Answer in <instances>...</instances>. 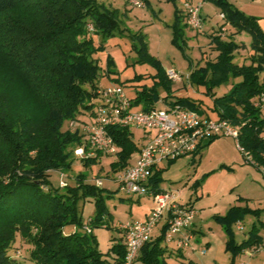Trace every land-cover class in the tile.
Returning <instances> with one entry per match:
<instances>
[{"label": "trees", "instance_id": "obj_1", "mask_svg": "<svg viewBox=\"0 0 264 264\" xmlns=\"http://www.w3.org/2000/svg\"><path fill=\"white\" fill-rule=\"evenodd\" d=\"M205 1L218 6L225 22L236 32L249 34V63L235 62L234 52L239 46L231 37L225 41L219 34L212 35L210 48L216 53L215 58L204 65L198 64L187 79L191 85L205 87L213 99L216 120L239 126V146L248 152L249 161L264 166V110L256 106L258 97L264 93V32L255 18L244 15L226 0ZM147 3L144 0V4ZM175 20L172 29L177 43L182 36L179 24L184 22V26H188L183 11L176 12ZM117 28L116 11L98 5L95 0H0V56L30 88L41 109L36 115L21 112L12 116L8 95L0 89V264H18L7 255L16 234L33 246L29 253L30 264H125L122 224L117 244L103 254L96 246L91 229L82 225L77 212L79 200H93L98 212L88 224L93 228L105 226L101 218L103 201L114 192L97 187L95 180L88 182L84 174L76 176L72 186L65 183L64 187L54 188L49 180L52 172L71 169L72 163H67L68 145H84L83 135L78 130H62L64 122L75 123L82 116L93 119L96 109L102 105L101 90L112 85L126 87L131 83V87L140 88V91L128 99L131 107L143 102L141 111L156 109L155 104L160 100L158 87L170 92L172 81L148 54L143 42L137 49L138 62L153 65L154 74L137 76L129 83L121 82L112 76L115 72L110 61L105 73H100L101 67L94 55L103 49V44L96 45L93 36H108ZM104 76L111 82L108 86L99 85L100 77ZM148 78L152 80L150 86L140 84ZM230 79L236 82L231 84L229 91L214 97L213 89L228 84ZM162 102L167 107L180 106L211 119L198 101L168 94ZM106 129L117 149L114 154L117 159L111 169L118 174L132 164V156L139 152L143 142L138 146L127 127L116 125ZM216 139L204 143L195 154H201ZM71 153L74 156L73 151ZM94 153L93 157L79 158L83 166L90 167L101 156H107L97 150ZM191 160L193 162L194 157ZM163 171V167L158 169L150 179L149 192L153 195L166 192L160 187ZM117 191L120 192L118 187ZM185 205L192 208L189 203ZM245 213V210L231 208L224 217L216 219L227 233L226 248L231 252L229 264H233L235 257L244 250L258 251L264 241L254 224L246 239L241 242L234 239L230 226L240 223ZM70 225L83 227L84 233L64 234V228ZM167 228L168 216L164 217L159 235L151 236L143 244L135 260L164 264L167 248L161 243ZM238 229L241 230V226ZM188 236L191 237V233ZM177 253L180 255L178 248ZM185 264L195 263L188 260Z\"/></svg>", "mask_w": 264, "mask_h": 264}, {"label": "rangeland", "instance_id": "obj_2", "mask_svg": "<svg viewBox=\"0 0 264 264\" xmlns=\"http://www.w3.org/2000/svg\"><path fill=\"white\" fill-rule=\"evenodd\" d=\"M95 1L100 6L115 10L118 24L117 30L108 36H93L96 45L103 44V49L94 55L101 67L100 73H105L110 61V67L115 72L112 76L117 77L121 82L129 83L137 76L154 74L156 69L153 65L138 62L137 49L143 42L148 54L165 72L173 70L181 78V81L171 84L169 93L162 87H158L160 100L155 104L156 109L167 108L162 99L171 94L200 102L210 114L211 119H217V115L212 111V97L206 93L205 87L189 84L187 76L198 64L204 65L206 61L215 58L216 53L210 48L212 35L219 34L225 41L231 37L239 46L234 52L235 62L249 63L251 37L248 33L236 32L224 19H221V9L210 1L147 0L148 3L145 5L142 0L143 7L132 6L128 0ZM226 1L244 15L255 18L264 32V0ZM186 3L201 7L200 16L203 19L201 29L191 30L184 26V22H181L179 27L182 29V36L176 43L172 29L176 21L175 15L176 12L179 14L181 11L184 12ZM260 76L263 81V75ZM234 82L236 81L230 79L228 84L215 87L212 91L215 94L214 97L227 93ZM110 83L106 76L99 79L101 86H108ZM144 83L150 86L152 80L144 79L140 84ZM0 89L8 95L9 111L12 116L21 112L36 115L41 111L30 88L22 82L1 56ZM123 90L128 98H133L140 88L131 87L129 83L123 87ZM95 102L99 103V100L96 99ZM143 105L142 102L140 105L131 107L130 111L138 112ZM91 122L90 117L82 116L75 124L70 121L64 122L62 130L81 132L84 128L81 123L89 125ZM233 126L239 129V126ZM130 132L135 143L138 146L141 145L143 133L136 128H131ZM75 148V144H70L66 149L67 163H72L71 169L68 172L54 171L49 180L54 188L61 187V183L72 186L75 177L84 174L88 182L100 179L102 188L114 192L112 197L105 198L103 201L104 211L101 218L105 226L102 227L93 228L88 224L89 219L98 212V207L93 200H79L77 203V212L82 225L91 229L98 250L106 254L121 237L120 224L144 220L153 208V202L148 197L127 196L117 191V185L113 181L117 174L111 169V164L117 159L116 155L101 156L96 164L85 167L81 159L72 155L71 152ZM192 157H194L193 162ZM249 158L248 152L240 146L238 148L233 139L220 137L204 148L201 154L183 156L162 164L164 171L160 187L168 192H177L178 202L192 205L194 212L192 225L195 230L191 234L188 246L180 249V255L177 253L176 242L164 240L161 243L167 248L164 264H185L188 260L195 264H229L231 252L226 248L227 233L224 226L216 219L224 217L231 208L246 211L239 225L232 223L230 226L237 242L246 239L253 224L257 227L261 239L264 240V166H258L255 162L249 161ZM120 198L125 200L120 201ZM137 199L138 202H136ZM163 224L164 219L152 232V237L159 235V229ZM238 226H241V230ZM63 232L64 234L74 232L83 234L84 230L83 227L70 225L66 226ZM32 249L33 246L29 240L16 234L7 249V255L15 263L30 264L29 253ZM132 264L145 263L135 260ZM233 264H264V249L256 252L244 250L235 257Z\"/></svg>", "mask_w": 264, "mask_h": 264}, {"label": "built area", "instance_id": "obj_3", "mask_svg": "<svg viewBox=\"0 0 264 264\" xmlns=\"http://www.w3.org/2000/svg\"><path fill=\"white\" fill-rule=\"evenodd\" d=\"M128 1L132 6L143 7L142 0ZM200 8L199 5L185 4V22L191 30L201 29ZM220 17L224 18L223 15ZM89 29H92L91 26ZM166 76L173 82L181 81L180 76L173 70L167 71ZM99 93L102 105L96 109L97 112L89 125L81 123L84 128L82 133H79L83 135L84 145L74 149L75 157H93L95 150L107 156L114 155L117 149L107 135L106 128L109 126L136 128L144 135L141 149L132 156V164L118 173L113 180L121 193L127 196L149 197L153 202V208L144 221L121 225L126 248L125 264H131L136 259L143 244L151 239L152 232L166 216L168 228L165 240L176 242L178 249L187 247L190 236L186 235V230L192 224L193 209L178 202L177 192L151 194L150 179L162 168L164 162L194 155L198 148L210 139L231 138L239 148V129L229 121L208 119L180 106L131 112V102L123 87L119 85L109 86ZM256 106L264 110V93L258 97ZM95 184L101 187L102 181L96 179ZM60 185L63 187L65 184ZM261 249H264V241L257 250Z\"/></svg>", "mask_w": 264, "mask_h": 264}, {"label": "crops", "instance_id": "obj_4", "mask_svg": "<svg viewBox=\"0 0 264 264\" xmlns=\"http://www.w3.org/2000/svg\"><path fill=\"white\" fill-rule=\"evenodd\" d=\"M201 18H202V17H201ZM202 20H203V19H202ZM172 83H174V82L172 81ZM146 216H147V215H146ZM146 216H145V217H146ZM142 221H143V220H142ZM133 222H134V221H133ZM126 223H127V222H126ZM194 231H195V230H194L193 225H192L191 228H190V233L192 234V233H194Z\"/></svg>", "mask_w": 264, "mask_h": 264}, {"label": "water", "instance_id": "obj_5", "mask_svg": "<svg viewBox=\"0 0 264 264\" xmlns=\"http://www.w3.org/2000/svg\"><path fill=\"white\" fill-rule=\"evenodd\" d=\"M154 101H155V102H157V100H156V99H154Z\"/></svg>", "mask_w": 264, "mask_h": 264}]
</instances>
